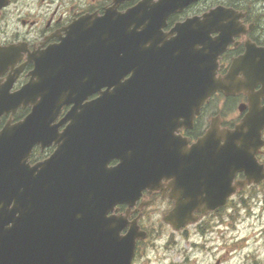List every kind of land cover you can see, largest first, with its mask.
<instances>
[{
	"label": "water",
	"instance_id": "1",
	"mask_svg": "<svg viewBox=\"0 0 264 264\" xmlns=\"http://www.w3.org/2000/svg\"><path fill=\"white\" fill-rule=\"evenodd\" d=\"M108 19L79 22L67 46L36 63L21 94L33 104L31 114L0 134V264H130L143 234L133 222L120 236L126 219L107 216L117 204L133 206L142 191L161 190L162 180L178 176L179 191L171 184L169 193L175 207L164 218L177 229L175 220H185L206 193V178L198 173L203 162L190 163L206 160L210 133L194 155L175 132L189 125L209 95L225 90L214 76L228 41L221 46L224 36L208 39L216 29L195 24L177 28L170 40H156L159 25L148 22L140 34H124L123 23ZM93 94L98 97L82 105ZM70 104L79 113L57 150L28 169L25 160L34 145L57 142L51 123ZM262 126L247 116L225 134L224 169H243L247 181L259 180L253 178L259 171L253 155ZM114 158L117 166L108 168Z\"/></svg>",
	"mask_w": 264,
	"mask_h": 264
},
{
	"label": "flooded vegetation",
	"instance_id": "2",
	"mask_svg": "<svg viewBox=\"0 0 264 264\" xmlns=\"http://www.w3.org/2000/svg\"><path fill=\"white\" fill-rule=\"evenodd\" d=\"M168 4L176 10L165 20V33L177 24L202 17L217 8L232 9L241 13L236 20L240 32L219 55L217 76H225L235 60L238 61V82L249 83L240 72L243 68L252 71L254 75H259L256 71H261L264 76V0H198L187 4L186 0H0V98L15 94L28 82L37 54L60 44L76 21L93 16L99 18L107 12L115 18L137 10L131 21L147 22L149 13L156 7ZM216 36V33H212L210 38ZM249 100L254 101L259 110L264 109V79L262 84L255 83L251 91H240L229 96L214 94L203 105L192 129L183 130L182 136L187 138L190 144L194 143L215 117L219 118L221 127L233 128L249 111ZM29 110V107H18L12 114H1L0 130L9 121L13 124L24 118ZM261 138L264 141V127ZM257 160L264 167V146L259 151ZM244 179V173L237 172L230 187L243 182ZM218 183L219 185L208 184L207 205H214L215 208H210L211 210L200 216L196 223L183 226L177 232L161 223L163 216L174 206L168 198V193L155 192L149 196L143 192L141 201L146 205L142 209L141 230L145 236L137 244L136 255L142 245L144 255L145 245L150 238L155 237L150 245L165 252L170 249L172 257L179 264H227L229 244L232 250L238 248L241 243L248 246L259 239L264 244V179L256 184L237 188L222 205L218 204L222 187L220 180ZM152 208L155 211L148 212ZM125 209L124 206L119 207L118 214H124ZM134 209L130 211L129 218L135 215ZM150 214L157 220L153 221ZM193 214L199 215L198 212ZM161 230H168L170 236L158 237L157 233ZM239 230L243 234L238 240L227 239V234ZM189 231L196 232L199 240H202L191 241ZM175 235H179V238L175 239ZM182 244L185 248H182ZM195 248L205 253L203 257L196 255ZM262 256L264 259V252ZM240 263L257 264L251 253H246Z\"/></svg>",
	"mask_w": 264,
	"mask_h": 264
},
{
	"label": "rangeland",
	"instance_id": "3",
	"mask_svg": "<svg viewBox=\"0 0 264 264\" xmlns=\"http://www.w3.org/2000/svg\"><path fill=\"white\" fill-rule=\"evenodd\" d=\"M155 209H150L148 210V212H154ZM151 215V214H150ZM151 219L153 221H156V217L151 215ZM142 224H143V220H142ZM189 238L192 239L191 241L194 240H199V235L196 232H192L189 231ZM196 235V236H193ZM243 234V232H241L240 230L238 232H233L231 234H227V239L228 240H238V238ZM158 237H163V238H167L168 236H170V232L168 230H161L157 233ZM260 237L262 236L261 234L259 235ZM175 239L179 238V235H175L174 236ZM183 239H185L184 237H182ZM154 238H150L149 242L145 245V254L143 255V245L141 246L139 252H138V258H137V263L136 264H179L176 262V259L174 257H172V252L170 249L166 250H161V248L159 249H155L150 245L151 240H154ZM202 239H200L199 241H201ZM198 241V242H199ZM244 245L243 243H241L239 245L242 246ZM238 247V248H239ZM182 248L184 247V244H182ZM238 248H235L234 250L231 249L230 244H229V248L227 249V253L229 255H233L235 254V252L238 250ZM196 249V255H200L201 257H203V255L205 254L202 250L200 249ZM264 252V244L262 243V240L259 239L256 242H252L251 244H249L247 247H244V250L241 251V253L236 252L235 257L232 260L228 261V264H241L240 260L243 257V253H254V254H260V256H262ZM195 261V260H193ZM181 264V263H180Z\"/></svg>",
	"mask_w": 264,
	"mask_h": 264
}]
</instances>
